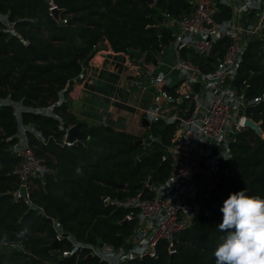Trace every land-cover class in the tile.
Wrapping results in <instances>:
<instances>
[{
	"label": "trees",
	"instance_id": "16d2710c",
	"mask_svg": "<svg viewBox=\"0 0 264 264\" xmlns=\"http://www.w3.org/2000/svg\"><path fill=\"white\" fill-rule=\"evenodd\" d=\"M54 2L67 24L51 16L44 0H0V12L17 21L20 35L3 33L0 24V99L10 96L23 105L21 123L29 128L28 141L49 170L44 182L36 180L39 188L31 200L58 219L65 236L122 248L134 234L137 210L121 204L153 198V187L170 179L174 160L167 151L149 145L146 137L110 126L82 124L87 140L67 146L68 129L81 123L69 111L66 98L105 42L117 53L139 50L145 62L156 63L163 47L174 40L175 29L167 27L169 17L180 19L190 6L185 0H157L153 5L146 0ZM224 43L222 39L218 50ZM243 59L238 87L249 99L261 97L264 35L250 44ZM193 60L203 63L196 56ZM245 114L260 125L262 136L250 129L232 136L234 157L224 167L241 178L224 175L209 192L193 223L177 234L174 254L169 241L163 240L157 257L126 264H264V100L247 106ZM176 129L177 124L157 122L148 132L169 147ZM18 131L13 108H0V264H99L91 257L60 258L72 244L68 239L57 242L52 220L24 199L14 198L20 187L15 171L22 163L13 149ZM129 215L133 218L126 222ZM12 243L22 246L14 248Z\"/></svg>",
	"mask_w": 264,
	"mask_h": 264
},
{
	"label": "built area",
	"instance_id": "2783aa9c",
	"mask_svg": "<svg viewBox=\"0 0 264 264\" xmlns=\"http://www.w3.org/2000/svg\"><path fill=\"white\" fill-rule=\"evenodd\" d=\"M44 1L50 6L53 18V12L60 11L57 20L60 25L68 23L54 0ZM185 1L190 11L178 20L169 17L167 27L175 29L174 40L163 47L156 63L145 62V53L139 62L130 53H117L125 56L128 62L130 86L152 97V106L144 112V120L150 122L147 130L157 122L177 124L175 140L167 150L174 160L172 177L153 187V198H131L120 203L137 210L133 215L136 219L134 234L126 246L117 249L111 244L78 242L72 236H65L58 219L36 206L31 200L32 193L39 188L36 180L43 181L49 170L27 141L29 128L24 125L22 134L18 131V141L13 149L22 163L15 171L20 187L14 198L24 199L30 208L52 220L57 242L68 239L72 244L70 250L60 252V258L76 255L78 259L96 258L99 264H126L137 258L157 257L156 248L163 240L169 241L170 253L174 254L177 234L193 223L203 200L209 197L211 190L217 189L230 171L224 165L234 157L232 136L246 129L248 120H253L245 114L246 107L264 100V95L249 99L242 87H238L244 54L254 40L264 35V0ZM216 13L220 14V24L214 20ZM241 15H247L250 21H242ZM0 24L3 33L20 37L17 21L12 20L9 13L0 12ZM222 39L226 43L220 51L217 46ZM23 43L30 45L28 41ZM174 54L177 63L172 60ZM193 56L203 60L202 65L196 64ZM141 65L145 67L141 69ZM160 69L163 71L158 72ZM141 77H146L148 82ZM164 86H167L166 90ZM9 106L21 123L23 105L10 96L0 99V108ZM146 139L149 145L159 141L149 132ZM65 144L71 145L66 141ZM180 144L183 149L179 150ZM21 188H25V198L20 194ZM133 217L129 215L126 222ZM4 245L8 246L7 243ZM21 246L20 243L11 245L14 248Z\"/></svg>",
	"mask_w": 264,
	"mask_h": 264
},
{
	"label": "crops",
	"instance_id": "0c3cea01",
	"mask_svg": "<svg viewBox=\"0 0 264 264\" xmlns=\"http://www.w3.org/2000/svg\"><path fill=\"white\" fill-rule=\"evenodd\" d=\"M240 19L250 21L247 15H241ZM130 74L125 56L118 55L105 42L85 65L78 80L73 82L66 98L70 104L69 111L81 124L110 126L137 137H147L148 130L143 125L144 112L152 106V97L130 86ZM152 146L168 150L160 140ZM177 148L183 149V145Z\"/></svg>",
	"mask_w": 264,
	"mask_h": 264
},
{
	"label": "water",
	"instance_id": "95a60500",
	"mask_svg": "<svg viewBox=\"0 0 264 264\" xmlns=\"http://www.w3.org/2000/svg\"><path fill=\"white\" fill-rule=\"evenodd\" d=\"M150 5H153L154 4V0H146ZM222 5L219 6L220 9H222ZM54 14V18L56 20L59 19V15H60V11L58 10H55L53 12ZM214 20L220 24L221 22V17H220V14L219 13H216L214 15ZM31 48H33V45H29ZM130 54L133 56L134 60L136 62H139L143 59V56H144V53H142L141 51L139 50H136V51H131ZM176 54H174L172 56V60L176 61ZM78 60V57H76L73 61L76 62ZM164 89L166 90L167 89V86H164ZM144 126L146 127H149L150 126V122L148 120H144V123H143ZM246 129H250L252 130L257 136H262V131H261V127L260 125L256 124L253 120H248L247 123H246ZM88 138V134H86L83 129H82V124H77V125H74L72 127H70L66 133V137H65V141L66 143H70V144H73L75 142H81V141H86ZM140 144H144L145 142L142 140L139 142ZM149 149H151V146H148ZM227 177H229L230 179H240L241 177L236 173L234 172L233 170H230L227 172ZM150 186L153 185V181H150L149 183ZM20 194L23 198H25V188H21L20 190ZM209 215H211V212L208 213Z\"/></svg>",
	"mask_w": 264,
	"mask_h": 264
},
{
	"label": "rangeland",
	"instance_id": "374dc122",
	"mask_svg": "<svg viewBox=\"0 0 264 264\" xmlns=\"http://www.w3.org/2000/svg\"><path fill=\"white\" fill-rule=\"evenodd\" d=\"M102 46H103V45H102ZM140 67H141V69H143L145 66H144V65H143V66L141 65ZM161 71H163V69L158 70V72H161ZM141 78H142L143 81H144V80H145V81H146V80L148 81V79H147L146 77H144V78L141 77ZM48 112H49V111H48ZM48 112L46 111L45 113H48ZM17 120H18V123H19V132L22 134V130H23V129H22V126H24V125H22V124L20 123V120H19L18 117H17ZM31 127H33V126H31ZM27 139H28V138H27ZM27 141H28V140H27ZM30 145H31V144H30ZM31 146H32V145H31ZM32 148H33V150H34V146H32Z\"/></svg>",
	"mask_w": 264,
	"mask_h": 264
}]
</instances>
